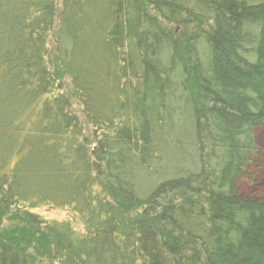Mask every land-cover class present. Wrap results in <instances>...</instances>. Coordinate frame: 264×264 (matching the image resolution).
I'll return each mask as SVG.
<instances>
[{
	"label": "trees",
	"instance_id": "trees-1",
	"mask_svg": "<svg viewBox=\"0 0 264 264\" xmlns=\"http://www.w3.org/2000/svg\"><path fill=\"white\" fill-rule=\"evenodd\" d=\"M262 125L264 0H0V264H264Z\"/></svg>",
	"mask_w": 264,
	"mask_h": 264
},
{
	"label": "rangeland",
	"instance_id": "rangeland-1",
	"mask_svg": "<svg viewBox=\"0 0 264 264\" xmlns=\"http://www.w3.org/2000/svg\"><path fill=\"white\" fill-rule=\"evenodd\" d=\"M255 134L259 152L252 158L247 176L238 183L240 194L246 198L264 196V125L257 128ZM36 212L50 220H62L69 217L66 211L49 207L40 208Z\"/></svg>",
	"mask_w": 264,
	"mask_h": 264
}]
</instances>
